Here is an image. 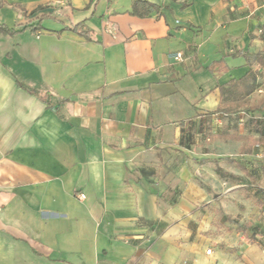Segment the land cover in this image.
Wrapping results in <instances>:
<instances>
[{"label":"crops","instance_id":"0c3cea01","mask_svg":"<svg viewBox=\"0 0 264 264\" xmlns=\"http://www.w3.org/2000/svg\"><path fill=\"white\" fill-rule=\"evenodd\" d=\"M146 1L0 0V264H264V154L204 143L264 0Z\"/></svg>","mask_w":264,"mask_h":264},{"label":"trees","instance_id":"16d2710c","mask_svg":"<svg viewBox=\"0 0 264 264\" xmlns=\"http://www.w3.org/2000/svg\"><path fill=\"white\" fill-rule=\"evenodd\" d=\"M160 7L146 0H134L131 8V13L140 17H149L154 11H160ZM38 29L37 27H35ZM34 28V29H35ZM0 32H12L11 29L0 25ZM260 38L264 40V23L260 28ZM242 55L249 69L244 75L239 78H233L226 83H223L220 88L221 93V104L219 108L213 113H218L220 117H232L234 119H240L242 117L241 112H245L247 119V125L250 131L259 134L260 136L255 140V144L264 145V92L260 98L254 102H250L251 95L256 91H264V51L253 53V52H238ZM223 62L212 63L210 70L212 72L217 71V67L221 66ZM223 69L229 70V67H222ZM263 87V88H262ZM212 115V113H211ZM211 116L207 119L209 122ZM227 136V135H225ZM229 137V136H227ZM232 139H241V135H232ZM242 153H251V146L243 145L241 147ZM233 163V160H231ZM217 173L221 178L233 179L237 181H245L244 177H235L232 174L224 171L221 167H217ZM256 203L260 206L263 203L256 199ZM230 221L238 225V232H242L252 242L255 241L253 236L250 234L249 225L245 223H239L236 220L228 217ZM234 251V249H232Z\"/></svg>","mask_w":264,"mask_h":264},{"label":"rangeland","instance_id":"374dc122","mask_svg":"<svg viewBox=\"0 0 264 264\" xmlns=\"http://www.w3.org/2000/svg\"><path fill=\"white\" fill-rule=\"evenodd\" d=\"M180 24L183 25V23H180ZM263 92L256 91L254 94H252L250 98V102H254L258 98H260ZM213 122L214 123L211 128L213 131V133L211 134V139L210 141H204V143H207V144L215 143V147H216L215 153L219 159H222L223 161L222 164H224L223 165L224 169L227 168V170L228 169L234 170L233 163L227 162V159L233 158V157H236V158L241 157L243 155L241 151V145L243 144V142H244V145L251 146V149H252L253 144H255L254 143L255 140L260 135L249 130L248 125H247L246 116L244 118H240L237 120L232 117L231 118L230 117H223V118L220 117L218 118V120H215ZM232 135H241V139H232L230 138V136ZM256 149L260 154H264V148L262 149L256 148ZM245 179L247 181L248 178L245 177ZM232 183H235V181H232ZM233 198L234 199H229L230 201L228 202V204H230L231 206H235L236 209H237V206L241 207V204H237L236 206V199L238 200L241 199L243 200V202L248 203V205L250 204L252 206V204L248 200L245 199L247 198L246 196L236 197V194H234ZM211 247L212 246H209L208 249H212ZM208 249H206L207 252H208ZM263 257H264V253H263Z\"/></svg>","mask_w":264,"mask_h":264},{"label":"built area","instance_id":"2783aa9c","mask_svg":"<svg viewBox=\"0 0 264 264\" xmlns=\"http://www.w3.org/2000/svg\"><path fill=\"white\" fill-rule=\"evenodd\" d=\"M182 57H183L182 52H178V53L174 54V58L176 60L182 59ZM244 117H245V112H242V117L241 118H244ZM255 148L262 149V148H264V145L263 144H255ZM79 197H80V199H84L85 198V194H80ZM207 253L211 254L212 253V249H208Z\"/></svg>","mask_w":264,"mask_h":264}]
</instances>
